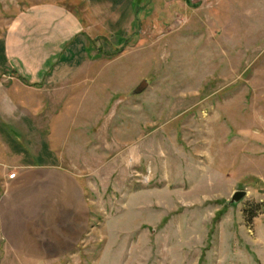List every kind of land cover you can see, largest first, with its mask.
Listing matches in <instances>:
<instances>
[{
	"label": "rangeland",
	"instance_id": "1",
	"mask_svg": "<svg viewBox=\"0 0 264 264\" xmlns=\"http://www.w3.org/2000/svg\"><path fill=\"white\" fill-rule=\"evenodd\" d=\"M39 5L76 55L40 88L0 54V147L82 184V233L49 264H264V0H0V46Z\"/></svg>",
	"mask_w": 264,
	"mask_h": 264
},
{
	"label": "crops",
	"instance_id": "2",
	"mask_svg": "<svg viewBox=\"0 0 264 264\" xmlns=\"http://www.w3.org/2000/svg\"><path fill=\"white\" fill-rule=\"evenodd\" d=\"M172 4L180 8L190 3L186 0H172ZM48 10V6H34L32 13L15 18L18 25L15 24L16 28L12 25V30L1 40L3 69H6L4 65L7 61L4 50L11 54L17 52L13 61L19 63L20 70L13 65L9 71L15 73L19 81L29 83L32 87L45 86L57 66L71 61L76 54L68 56L65 53L71 44L80 40L78 35L75 41L69 40L67 44L70 37L58 40L63 33L74 29V21L60 9L52 11L54 16ZM23 25L30 29L27 42L21 38ZM47 26L51 39L58 40L57 50L52 55L36 51ZM13 30L18 31V36H14ZM78 46L77 52L84 50L89 59L95 57L93 53L89 55L90 47ZM28 104L34 106V101L28 100ZM6 152L0 147V153L4 155L0 159L1 260H8V264H49L50 255L59 256L69 247H75V236L82 233L86 214L82 184L63 167L48 162L20 163L17 157H7ZM10 173L12 177H8ZM46 246L50 247L53 254L45 252Z\"/></svg>",
	"mask_w": 264,
	"mask_h": 264
},
{
	"label": "water",
	"instance_id": "3",
	"mask_svg": "<svg viewBox=\"0 0 264 264\" xmlns=\"http://www.w3.org/2000/svg\"><path fill=\"white\" fill-rule=\"evenodd\" d=\"M147 83L145 80H141L134 89H132V93L136 94L139 93L140 91H142L145 87H146ZM245 195V191L244 190H235L232 192L229 202L230 203H234L236 201H238L240 198H242Z\"/></svg>",
	"mask_w": 264,
	"mask_h": 264
},
{
	"label": "built area",
	"instance_id": "4",
	"mask_svg": "<svg viewBox=\"0 0 264 264\" xmlns=\"http://www.w3.org/2000/svg\"><path fill=\"white\" fill-rule=\"evenodd\" d=\"M188 3H195L197 0H186ZM13 174H9V177H12Z\"/></svg>",
	"mask_w": 264,
	"mask_h": 264
}]
</instances>
